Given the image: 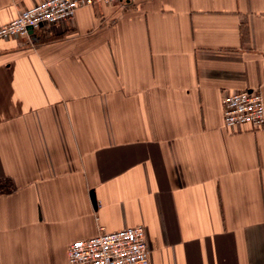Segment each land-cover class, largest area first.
<instances>
[{
    "label": "crops",
    "instance_id": "obj_1",
    "mask_svg": "<svg viewBox=\"0 0 264 264\" xmlns=\"http://www.w3.org/2000/svg\"><path fill=\"white\" fill-rule=\"evenodd\" d=\"M44 0H0V24ZM0 40V264L147 229L151 264H264V0H119ZM43 30V31H44Z\"/></svg>",
    "mask_w": 264,
    "mask_h": 264
},
{
    "label": "built area",
    "instance_id": "obj_2",
    "mask_svg": "<svg viewBox=\"0 0 264 264\" xmlns=\"http://www.w3.org/2000/svg\"><path fill=\"white\" fill-rule=\"evenodd\" d=\"M119 0H44L22 10L15 18L0 24V40L29 35L43 26L71 20L77 11L97 3L111 4ZM225 126L264 127V97L260 89H242L223 99ZM67 264H151L147 229L143 225L104 231L93 237L74 241L68 250Z\"/></svg>",
    "mask_w": 264,
    "mask_h": 264
},
{
    "label": "trees",
    "instance_id": "obj_3",
    "mask_svg": "<svg viewBox=\"0 0 264 264\" xmlns=\"http://www.w3.org/2000/svg\"><path fill=\"white\" fill-rule=\"evenodd\" d=\"M40 30H42V32H41V34L39 36V40L42 41V42L52 41V40L57 38L56 36L50 34L48 31H45L44 27L40 28Z\"/></svg>",
    "mask_w": 264,
    "mask_h": 264
},
{
    "label": "water",
    "instance_id": "obj_4",
    "mask_svg": "<svg viewBox=\"0 0 264 264\" xmlns=\"http://www.w3.org/2000/svg\"><path fill=\"white\" fill-rule=\"evenodd\" d=\"M41 26H43V24H41ZM29 33L30 34H33L34 33V29L32 27H30Z\"/></svg>",
    "mask_w": 264,
    "mask_h": 264
}]
</instances>
